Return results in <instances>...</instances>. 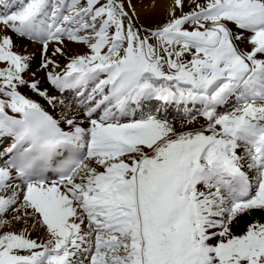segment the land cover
<instances>
[{
	"label": "bare ground",
	"instance_id": "1",
	"mask_svg": "<svg viewBox=\"0 0 264 264\" xmlns=\"http://www.w3.org/2000/svg\"><path fill=\"white\" fill-rule=\"evenodd\" d=\"M115 4L144 35L152 31L161 36L168 30L187 26L189 34L174 32L170 39L177 57L183 59L184 64L193 65L196 54L202 57L200 59L213 57L223 70L226 66H238L231 74V80L216 81L209 88L211 95L205 101L206 111L192 123H187L190 129L204 130L212 137L219 135L218 129L234 137L230 144H226L222 134L218 136L220 138L212 139L203 152L194 150L189 156L192 165L198 154L203 158L196 167L191 184L194 192L190 199L192 196L196 199L197 210H193L195 213L190 214L192 217L188 220L199 223L196 234L207 248V254L211 250L216 252L220 246L240 243L254 231L264 233V152L254 147L264 140V109L257 110L256 104L250 102L251 99L264 100V0H0V143L4 140L10 142L7 149L0 152V215L13 208L23 194L26 196L27 189L49 186L25 185L4 166L12 144L8 138L30 140L22 130L26 129L22 123L26 121L28 111L48 117L70 142L76 140L83 146L86 139L96 137L97 144L104 147L101 150L109 151L131 130L121 125L124 115L129 114L122 111L123 101L136 87L141 86L140 103L144 98L149 101L152 97H162L165 102L161 110L147 103L150 108L137 114L139 120L153 114H162L159 116L162 118L175 117L179 114L173 111V99L188 101L186 93L179 91L173 95L166 84L164 88L157 85V91H153V83H145L144 80L140 83L137 69L114 64L117 59L109 54L114 50V41L118 37L117 26L111 20ZM211 16L221 20L217 29L204 34L206 36L194 37V27ZM23 28L30 30L29 35H22ZM71 70L80 71L82 75H71ZM91 70H95L96 75L105 73L109 79L105 85L110 84V95L98 105H91L92 96L103 90L102 87L93 92L87 90L75 105L61 101L65 105L58 115L54 103L69 91L68 87L73 86L76 79L85 81L86 73ZM246 78L248 81L244 82ZM259 105L264 107V103ZM227 107H230V112L220 118V110ZM152 119H147L146 123ZM161 123L156 120L150 124L152 140L161 132ZM132 129L140 131L137 126ZM239 129L241 135H237ZM9 132L11 136H8ZM241 147L245 149L241 150ZM224 148L233 153V161L229 163L231 168H225L229 160H226ZM183 152L187 158V151ZM236 176L246 178L251 184L250 197L245 201L238 199L232 185V178ZM62 193L58 190L55 196L46 197V205L50 202V206L44 208L46 216L42 221L46 230L42 238L48 245L43 249L58 250L54 251L55 254L42 251L43 255L33 264H105L106 256H109L107 251L96 249H102L103 241L97 239L96 247L90 239L77 243L80 230L71 228L74 221L71 216L68 217V225L67 221L62 223L57 219L61 213L60 202L66 203ZM190 204L188 202L186 206ZM50 207L51 211L46 213ZM28 214H32L29 204L23 207L18 218L3 225L0 244L17 240L22 242L23 249L33 248V243L25 240L23 215ZM91 219L88 226L94 231L104 225ZM128 219L123 211L112 210L107 216L109 225L103 229L120 232ZM69 234L71 237L67 239ZM111 238L108 242L112 243L115 239ZM49 240L57 242L50 246ZM92 253H96L93 260L90 257Z\"/></svg>",
	"mask_w": 264,
	"mask_h": 264
},
{
	"label": "rangeland",
	"instance_id": "2",
	"mask_svg": "<svg viewBox=\"0 0 264 264\" xmlns=\"http://www.w3.org/2000/svg\"><path fill=\"white\" fill-rule=\"evenodd\" d=\"M114 6L111 10V20L117 26L118 37L114 41V51L109 56L113 59L117 56L118 65H127L131 69H137L145 83H153V91L156 90L157 85L164 88L165 84H171L173 91H176L175 88L177 87L186 92L188 91L191 96L196 97L199 94L200 106L193 111V107L189 105L192 109L191 117L189 118L173 116L170 119L156 116L148 123H146L147 119L139 123H121L128 130L131 129L132 131L130 130V132L136 131L132 129L136 126L140 129L139 132L136 131L137 134L124 136L122 140L128 138L126 143L121 140L122 144L133 150L130 151L127 148L125 153L115 151L116 147V149L123 147L120 146L121 141H119L107 151L108 154L106 155L103 153L105 149L101 150V145L98 149H96L97 145H94L90 149L91 156L87 158L82 169L66 185L42 190H28L26 196L30 198L29 202H26L28 198L23 194L22 199L13 208L2 213L0 216V229L5 223L18 218V215L23 213V207L29 204L32 214L23 215L25 219V235H27L25 240L31 241L34 246L32 245L33 248L25 250L21 246L22 242L17 240L13 243H1L0 264L3 262L8 264H33L43 255L42 251L55 254L54 251L58 250L43 249L47 248L48 245L45 244L46 241L42 238L46 232L42 222L46 216L44 208L50 206V202L46 205V197L53 196L55 188L61 189V193L63 192L62 194L66 198L65 204L60 202L61 213L57 219L62 223L67 221L66 225H68V217L71 216V220H74L72 221L73 226L71 222V228L73 231L80 230L77 243H84L83 241L87 239L103 241L105 245L102 246V249L96 247L95 244L93 245L96 249L107 251L109 256H106L105 264H264V233L259 231V233L254 231L251 236L244 238V241L240 243L232 246H220L216 252L211 250L209 254L205 253L207 248H204L199 236L196 234L199 223L188 220L192 217L189 215H193L195 213L193 210L196 209V199L193 196L192 200L190 199L194 192L193 187L192 193L187 195L189 191L187 190L184 194L185 197L189 198L185 204L189 202L191 206H186L184 210H171L172 207L177 206V196L184 193L181 189L175 188L178 187L179 183L188 184V187H191L192 183H189L193 173L189 171L192 167L197 170L196 167L201 161L202 156L198 154V158H195V164L192 165V158L189 157L191 153L194 150H198L199 153L203 152L207 145L212 143V139L220 138L218 136L222 134L225 135L219 129L217 130L219 135L212 137V134H208L204 130L198 131L195 127L193 129L187 127V123H192L196 120V117L202 116L206 109L204 102L211 94L208 92L204 100L202 98L203 91L198 92L194 91V89L200 87L208 89L219 81L225 82L224 78H229L238 69V66H226L223 70L213 57L208 58L202 55L206 59L204 60L200 59L202 57L196 54H194L195 62L193 65L184 64V60L179 59L175 53L171 37L174 32V34H179L180 32L189 34L186 32L187 26H179L180 28L177 27L175 30H168L162 33L161 36L152 31L144 35L134 25L132 20L122 12L118 5L115 4ZM219 22L221 20L215 17L207 18L204 22H200L194 27L193 36H203L209 31L217 29L216 26ZM157 38L160 40H157ZM262 66L264 67V62ZM181 70L180 76L186 77L189 81L174 79L178 77L177 72ZM156 72L159 75L156 76ZM175 82L177 83L175 84ZM180 83L182 86H180ZM140 92L142 91L140 90ZM79 96L80 93H77L75 97L67 95L54 103V109L57 114L60 115L59 111L63 110L65 105V102L61 101L74 104L75 99L79 98ZM103 96L104 94H102ZM255 108L257 110L264 109L262 105L258 106L257 104ZM229 110H222L219 114L220 118H224L225 114L230 112ZM125 120H133L132 115L130 114L129 118L126 117ZM156 120L162 122V126L159 128L162 133L159 132L157 138L152 140L150 124ZM163 120H166V122ZM224 138L226 139V144H230L234 140L228 134ZM89 143L94 144L93 141ZM186 148L187 150H185ZM240 149L244 150L245 147ZM134 151L137 152L135 153ZM183 151H187V158ZM223 151L225 156H227L226 160L231 163L233 161V153L229 148H224ZM126 153L128 155L124 156ZM112 155L118 158L109 157ZM121 156L124 157L120 158ZM182 173L184 174L179 175ZM176 178L179 179L176 180ZM167 183L171 184V189L166 187ZM169 193L170 195L167 196ZM257 196L258 193L256 192L255 197ZM101 197L107 200L104 201ZM51 209L52 207L46 213H49ZM111 209L123 211L129 216L125 227L127 229L122 228L120 232L114 233L112 230L103 229V226L109 225L106 215L107 211ZM189 209L192 210L190 211ZM172 212L176 214V220L182 223L179 228H174L175 222L172 220ZM89 214L94 215L92 219L95 217V221L104 224L98 228L99 230L94 231L88 226L86 216ZM78 223L82 226L80 227ZM180 229H182L183 233L186 232L187 235L184 236L188 238L183 236ZM0 234L3 235L2 230H0ZM194 235L196 238H193ZM70 237L71 235L69 234L67 239ZM109 238L115 239V241L112 243L108 242ZM56 242V240H49L48 244L52 246ZM172 246H174V251L171 249ZM184 247L189 248V251L183 259H180L183 254L182 248ZM95 254L92 253L90 255L91 260H93ZM98 255L96 256V261L100 259ZM20 260H24V262Z\"/></svg>",
	"mask_w": 264,
	"mask_h": 264
}]
</instances>
